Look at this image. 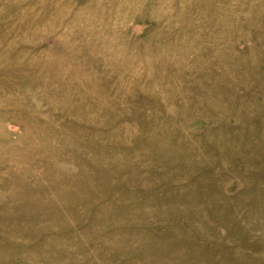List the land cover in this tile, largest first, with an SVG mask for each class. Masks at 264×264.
Here are the masks:
<instances>
[{"label": "rangeland", "instance_id": "obj_1", "mask_svg": "<svg viewBox=\"0 0 264 264\" xmlns=\"http://www.w3.org/2000/svg\"><path fill=\"white\" fill-rule=\"evenodd\" d=\"M0 264H264V0H0Z\"/></svg>", "mask_w": 264, "mask_h": 264}]
</instances>
